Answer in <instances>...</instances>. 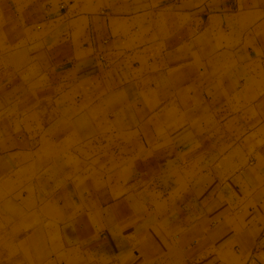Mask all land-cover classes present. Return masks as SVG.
I'll list each match as a JSON object with an SVG mask.
<instances>
[{"label": "crops", "instance_id": "0c3cea01", "mask_svg": "<svg viewBox=\"0 0 264 264\" xmlns=\"http://www.w3.org/2000/svg\"><path fill=\"white\" fill-rule=\"evenodd\" d=\"M0 5V186L41 178L21 256L264 264V0Z\"/></svg>", "mask_w": 264, "mask_h": 264}, {"label": "rangeland", "instance_id": "374dc122", "mask_svg": "<svg viewBox=\"0 0 264 264\" xmlns=\"http://www.w3.org/2000/svg\"><path fill=\"white\" fill-rule=\"evenodd\" d=\"M236 1H240L242 6L244 5V1L254 2V0ZM238 4H236V8ZM32 167L35 168L34 172L28 170L30 173H25L27 171L24 172L19 169L18 173H12L8 181L0 186V264H30L32 262L28 252L23 251L25 253L24 257L20 255L22 252L20 247L17 246L18 242H16L18 230L14 222L16 217V202L23 199V201L29 203L31 194H33L36 188L35 185L38 181H41V178L39 176L37 177L38 173H36L38 164L34 162Z\"/></svg>", "mask_w": 264, "mask_h": 264}]
</instances>
